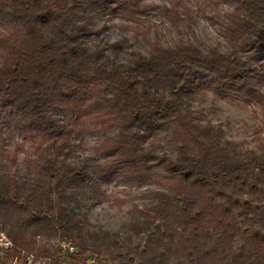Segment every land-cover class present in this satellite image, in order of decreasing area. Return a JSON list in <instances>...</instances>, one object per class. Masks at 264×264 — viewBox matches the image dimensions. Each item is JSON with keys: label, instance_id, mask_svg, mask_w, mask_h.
I'll return each instance as SVG.
<instances>
[{"label": "trees", "instance_id": "trees-1", "mask_svg": "<svg viewBox=\"0 0 264 264\" xmlns=\"http://www.w3.org/2000/svg\"><path fill=\"white\" fill-rule=\"evenodd\" d=\"M207 90L264 112V0H0V229L13 255L56 260L36 237L57 235L73 262L264 264V149L239 151L193 110ZM89 130L95 149L80 152ZM29 140L32 157H7ZM114 178L155 185L121 238L78 210Z\"/></svg>", "mask_w": 264, "mask_h": 264}, {"label": "rangeland", "instance_id": "rangeland-1", "mask_svg": "<svg viewBox=\"0 0 264 264\" xmlns=\"http://www.w3.org/2000/svg\"><path fill=\"white\" fill-rule=\"evenodd\" d=\"M158 1V0H154ZM194 0H192L193 3ZM204 6H212L214 0H200ZM208 4V5H207ZM205 17L200 16L197 20L198 30L202 35L213 39L214 33L210 23ZM215 20L212 18V22ZM116 23L119 21L116 20ZM112 37L119 36L118 32L111 30ZM195 112L200 111L205 114L211 122L220 123L225 133V137L232 140L236 148L241 152L249 150L260 151L264 149V112L262 107L257 103H246L218 94L213 91H201L195 94L192 104ZM97 133L94 130L84 132L86 142L83 146H77L80 152L91 153L95 149L97 143ZM32 144L29 140L26 145L19 149L12 148L7 157L13 155L18 156L21 162L32 157ZM15 167H12L14 170ZM154 183L143 182L136 184L135 181L114 178L106 184L102 185L107 195L102 202L92 207H87L83 203L80 204L78 210L86 213L87 222L98 229L117 234L121 238L124 234L131 231L132 228L127 223L128 220L140 215L138 209H134V204L140 207L144 202L152 199L150 189L154 188ZM104 197V196H103ZM115 197L124 198L123 203L116 202ZM6 237L9 239L7 233ZM10 240V239H9ZM11 241V240H10ZM46 241L53 249H58L56 260L54 258L37 257L35 254L19 250L13 255L14 245L12 243L8 248L0 247V263L3 264H85L87 260L92 264H112L106 257H98L92 251H89L85 258L81 261L73 262L71 256L75 254V249H67L68 241H65L57 235L46 240L42 235H37L36 242ZM72 245V244H70Z\"/></svg>", "mask_w": 264, "mask_h": 264}, {"label": "built area", "instance_id": "built-area-1", "mask_svg": "<svg viewBox=\"0 0 264 264\" xmlns=\"http://www.w3.org/2000/svg\"><path fill=\"white\" fill-rule=\"evenodd\" d=\"M11 241L6 237V234L3 231H0V247L8 248L11 246ZM67 249L74 250V246L70 245V243H67L66 245ZM85 264H92V261L87 260Z\"/></svg>", "mask_w": 264, "mask_h": 264}]
</instances>
